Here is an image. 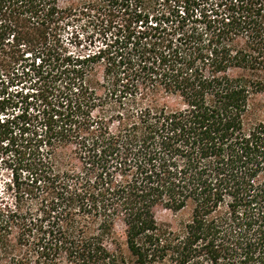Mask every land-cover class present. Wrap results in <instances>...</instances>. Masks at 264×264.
I'll use <instances>...</instances> for the list:
<instances>
[{"label": "trees", "instance_id": "1", "mask_svg": "<svg viewBox=\"0 0 264 264\" xmlns=\"http://www.w3.org/2000/svg\"><path fill=\"white\" fill-rule=\"evenodd\" d=\"M202 2L0 0V147L28 170L0 264H264V0ZM81 16L149 81H91L105 49L58 35Z\"/></svg>", "mask_w": 264, "mask_h": 264}, {"label": "rangeland", "instance_id": "2", "mask_svg": "<svg viewBox=\"0 0 264 264\" xmlns=\"http://www.w3.org/2000/svg\"><path fill=\"white\" fill-rule=\"evenodd\" d=\"M202 2L199 5H196L194 10L197 14L205 3ZM180 10L182 9V3L179 2ZM150 20V19H149ZM116 22L120 23L119 20ZM117 28H108L104 27L99 20H91L86 16H81L80 18H70L65 19L61 24V29L58 31L60 36L61 43L65 47V52L70 55L86 56L89 54L98 53L100 49H105L101 53L102 58H100L95 63V77L91 81H99L103 85L107 84L110 81H127L128 84L134 83L135 81H149L147 76L138 70H135L136 66L129 67V64L125 70L120 66H114L110 64L114 59H110L108 56V51L113 49L110 47L109 43L114 41L112 35L117 34ZM117 64V61H115ZM31 81H28L25 78H22L19 81H13V85L10 86L13 91H21L26 94L35 93V88L31 87ZM101 93H103V88H101ZM31 103L35 100L32 97H29ZM39 102V101H38ZM36 101V104H31L28 109L31 113H37L36 109H41ZM34 106V108H32ZM17 112V110H16ZM1 145V143H0ZM19 156L16 160L13 152H6L4 148L0 147V198L3 197L4 200L11 201L14 195L15 187L12 184V169L13 167L18 168V174L20 178H25L28 175V170L24 167V160L19 163ZM23 159V158H22ZM33 196V195H32ZM36 201L32 197L26 196V194L21 198V206L23 209L29 210L33 213L36 206ZM155 217L158 222H164L171 218L170 212L157 208L155 210Z\"/></svg>", "mask_w": 264, "mask_h": 264}]
</instances>
